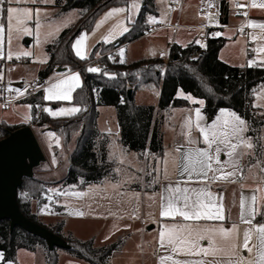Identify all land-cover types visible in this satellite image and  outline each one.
<instances>
[{
	"label": "crops",
	"instance_id": "0c3cea01",
	"mask_svg": "<svg viewBox=\"0 0 264 264\" xmlns=\"http://www.w3.org/2000/svg\"><path fill=\"white\" fill-rule=\"evenodd\" d=\"M143 1V0H142ZM155 1V6L157 10V15L149 14L146 17V24L149 27V30L154 25L165 26L167 24H171L173 27L170 29H163L157 33L147 34L140 39L133 41L132 43L126 44V54L124 53L123 59L124 63L130 64L143 59L150 58H162L165 62L170 59V51L173 45H178L182 48H186L190 44H201L203 37L207 34V27H215L219 26L220 33L216 37H222L226 39V43L224 47L221 49L219 53V58L224 63L235 66V63H232L230 59V54L228 53L229 46L236 40L238 35L242 33L245 36L247 47L251 46L252 49L259 48L261 45H264V39L252 40L251 36L260 37L262 35L261 29L259 28H250L249 32L246 34L244 31L240 32L238 27L245 25V21L236 15V10L234 8V3L232 4L230 0H204V2H209V5H205L202 9L194 10V1L196 0H171V2L167 3V9L164 12L161 8V2L158 0ZM225 1V4L228 6V23L227 25H222L221 17L218 19L215 15L212 16V20H208L202 14V11L205 8H219L221 14V3ZM242 2H250L252 5V0H235ZM176 3L179 5V8L171 11L169 8V4ZM264 3V0H257V4ZM7 6H16V7H28L32 8L34 11L36 9H40L42 12L48 14L47 19L42 20V23L46 26L53 24H59L62 19H64L65 15L69 14V12L62 13L60 7L56 5V0H54L51 4L40 3L39 0L36 4H21V5H5ZM125 7V6H119ZM128 7V6H127ZM142 7V6H141ZM113 8V7H112ZM111 8L104 11V13L98 18L96 23L103 18V16L110 10ZM141 10V9H140ZM128 15V13L122 14L121 19L124 16ZM138 17V16H137ZM150 17H155L157 23L150 24L148 23V19ZM137 19V18H136ZM194 21L195 23H188L187 21ZM79 21V19H78ZM77 21V22H78ZM136 21V20H135ZM134 21V22H135ZM162 21V22H161ZM248 21H253L256 23H264V8L260 7H250V16ZM117 22V18H113L109 20L107 23V27H112ZM134 22H129L128 20H124L125 26L129 29ZM248 23V22H247ZM32 24L35 28V21H29L28 25ZM77 24V23H76ZM75 24V25H76ZM96 25V24H95ZM74 27V26H73ZM63 28V27H62ZM62 28H59V32L53 35H47L46 39H44V46H48L54 43L60 33L63 31ZM96 27L90 32H82L88 34V39L85 41V46L82 51L85 53L86 58L90 57L94 48L98 45L106 46L109 44H116L119 38L123 35H118L116 39L109 43H96L93 42L92 32L95 31ZM176 29V30H175ZM175 30V32H171ZM36 32V31H35ZM80 34V35H81ZM78 35L76 39L80 36ZM22 38V39H21ZM20 39H13L12 43V51H24V46H30L33 43V39L27 41L24 44V41L27 38V35L21 37ZM29 38V37H28ZM75 39V40H76ZM144 41V47H139L140 51L147 55H141L140 57H134L132 52L129 50L131 47L138 43H142ZM75 42V41H74ZM206 47V44H203ZM142 49V50H141ZM8 51L7 40H5V54ZM75 53V52H74ZM257 53L250 58L247 57L244 62L245 66H247L248 61L254 59ZM144 56V57H143ZM264 56V54H263ZM79 58V57H78ZM121 59V58H120ZM50 60V54H48L46 62L44 63V69L46 68L48 62ZM120 63V62H119ZM22 66L26 69L34 68L33 61L31 57H23L20 59H16L13 57L12 60L8 59H0V69L3 70V80L0 81L1 85L4 87H12L24 85V90L27 88V92L30 90L34 94L37 92H42L43 97L47 95L44 91L45 88L49 87L52 83L57 82L58 79L64 77V74L68 73V68L65 71H59L56 69L52 74H50L47 79L43 82H40L37 79L35 82L30 83L27 81L25 77L20 78L19 80H15L10 78V74L14 72V70L18 67ZM241 67V66H240ZM43 69V70H44ZM72 73H79V71H71ZM81 78V86L83 85V77L80 74ZM78 89V88H77ZM76 89V90H77ZM75 90V91H76ZM75 91L72 93L71 100H45L48 104L44 106L48 108L50 104L54 110H58L65 105H70L68 108L77 107L75 105L72 106L70 103L73 100V96ZM257 91H261V86ZM183 92L181 89L177 92V98L183 99L179 96V93ZM147 93V94H146ZM184 93V92H183ZM152 95L157 99V103L152 106L156 107L158 110V102L160 97V88L153 89H144L136 92L135 100L136 104L139 106H149L150 104L146 103V96ZM184 95H190L184 93ZM144 96V97H143ZM191 96V95H190ZM193 99V96H191ZM144 98V99H143ZM186 100V99H185ZM189 102L188 107L183 108H170L165 112H158V117L163 116V125L164 128L166 125H170L172 122V118L176 111H182V109L188 111H194L196 108L200 107L199 104H194L191 101ZM256 96L254 94L253 104L256 103ZM264 103V101H261ZM27 105H31L25 100L18 102L17 104L10 105H2L0 104V127L8 126H31L29 125V121H25L26 116H31V111L29 112ZM205 106V104H204ZM203 106V108H204ZM79 108V107H78ZM262 111L264 109L257 108ZM99 117L97 120V129L98 131L107 136L108 145H107V162L110 165V173L106 176L101 182L87 185L85 187H81L78 185L74 186H65L63 181L66 178L68 171L71 167V159L68 157V166L63 167V164H60L59 161L61 159L56 160L55 163H50L51 170L48 172H44L40 174V179L50 183L55 184L61 182L62 191L58 193V200L55 204L52 205V201L50 205L56 206L57 210L55 212H48L47 207L44 203H39L36 199L32 200V212L38 218H44V221H41L46 227L50 229L56 228L58 225L62 224V234L71 237L73 239L81 240V241H91L93 246L96 249L107 248L112 245H117L116 250L112 253L109 264H114L115 258H128L130 253L133 255H137L138 258L136 261L137 264H159V257L162 255H168L169 251L164 248H160L158 245L159 232L163 229L164 225L171 226H186L192 224H199L201 226H219L223 225L225 228H231L235 223L240 225V231L243 232L246 225L240 224V213H241V195L243 194L245 197H251L253 195V190L257 187L259 180H254L253 176L259 173V169H253L252 172L247 171V166H250L249 157H245L241 163L245 167V175L248 177L244 180H239L237 183H229V182H217L211 185V191L217 194L218 198L220 195L223 197V205H224V214L226 219L224 221L217 220H200V221H184L182 217H176L172 219L170 217H162L161 213V194L164 193L165 186L169 184H174L178 179H181L179 173L176 169V164L173 161L172 157L167 158V175L168 179H163V175L160 174V180L157 183H152L154 176L158 175V173H152L149 175L148 173L152 171L153 168L161 167V165L157 164V160L164 158L165 154L169 151L165 146V131L163 132L164 138V151L162 155H157L150 153L151 155H147L145 159V174H144V153H136L132 151H128L121 143V131L118 124L117 119V111L113 106H100L98 107ZM73 116V115H71ZM32 117V116H31ZM59 117V116H58ZM68 117V116H66ZM213 120V119H212ZM211 120V121H212ZM210 121V122H211ZM173 125V124H171ZM175 125V124H174ZM75 139L68 144V150L74 149L75 147ZM171 151V150H170ZM149 153V152H148ZM155 157L156 159H153ZM224 158V157H222ZM123 161V163H121ZM255 163V162H254ZM58 167H61L58 169ZM116 169H120L119 172ZM143 170V171H141ZM42 175V176H41ZM241 183L244 185L241 187ZM119 185V187H117ZM50 187L55 185H49ZM184 186V185H181ZM193 187L197 185H191ZM84 192L88 193L87 196L79 197L75 195H70L69 193H79ZM120 193H124L125 195H121ZM57 194V193H54ZM133 194H139V201L134 198ZM257 195L264 196V193H259ZM149 197H154L153 199H149ZM77 199L79 201L77 211L83 212V216L72 215L69 217L70 205L63 204L66 199ZM257 207L261 212H264V199L259 200L257 203ZM76 211V212H77ZM69 217V218H68ZM138 217V218H137ZM70 219H73L79 225L76 229L70 226ZM261 219L264 217L257 216L256 222L259 223ZM145 240V247H144ZM202 246H207V241H201ZM152 250L148 252V254H144V251ZM23 249L18 250L16 254L15 262H5V264H30V262L23 261ZM28 255H34L37 259L41 258V262L43 264H47L46 258V250L41 248V246H37L35 251L28 252ZM58 264H90L76 256L70 254L66 250H58ZM245 256L248 254L246 252L243 253ZM31 257V256H30ZM176 259H189V257H185L183 255L175 257ZM198 259V258H197ZM207 259H212V257H207ZM121 260V259H120Z\"/></svg>",
	"mask_w": 264,
	"mask_h": 264
},
{
	"label": "trees",
	"instance_id": "16d2710c",
	"mask_svg": "<svg viewBox=\"0 0 264 264\" xmlns=\"http://www.w3.org/2000/svg\"><path fill=\"white\" fill-rule=\"evenodd\" d=\"M131 1L56 0V5L60 7L62 13L77 9L80 10L81 17L74 27L64 30L54 43L47 46L50 60L46 68L40 72L39 80L43 82L60 67L79 71L83 77V85L75 91L70 103L79 107L81 111L68 117H52L47 112L39 115L36 106L48 104L41 91L30 94L25 102L32 106V125L37 130L47 129L55 133H64L66 145L75 139V147L70 156L71 167L63 181L65 186L85 187L99 183L110 173V165L107 162L108 138L97 129L100 106L116 108L121 143L128 151L136 153L149 150L150 153L162 155L164 118L163 116L158 118L157 114L170 108L190 105L187 100L177 98L179 89L194 98L204 100V113L209 118H214L219 109H230L249 121L252 127L261 126V116L258 113L262 110L253 108L252 105L253 90L264 85V67H234L221 61L219 53L226 43V39L222 37L208 38L204 50L197 44H190L186 48L173 45L167 62L162 58H150L126 64L114 62L106 57L99 73L88 72L86 69L89 67H86V64L93 60V55L101 45L94 48L90 57L82 60L75 55L72 48L76 37L84 31H92L98 18L107 9L127 7ZM149 14L157 15L155 1L143 0L141 10L130 31L117 42L126 45L145 36L149 30L146 24V17ZM221 23L222 25L228 23V6L225 1L221 3ZM114 46L115 44L106 45L104 50L107 53ZM197 53L201 55L197 59H191V56ZM153 88H160L158 110L154 106L137 105L136 92ZM129 90L133 91L131 99L128 97ZM22 127L24 126H2L1 136L5 138L10 132ZM249 134L253 135L252 131ZM47 185V182L37 176L25 178L18 195L22 213L41 225L43 224L32 212V200L36 199L43 203L48 193ZM62 227L60 224L54 229L46 228L70 245L67 252L90 264H109L117 245L96 249L91 241H81L63 235ZM39 244L45 247L47 264H58L57 249L50 251L43 240L19 227L11 232L8 220L0 222V252L4 254V262H15L19 249L35 251Z\"/></svg>",
	"mask_w": 264,
	"mask_h": 264
},
{
	"label": "snow or ice",
	"instance_id": "6c2138e0",
	"mask_svg": "<svg viewBox=\"0 0 264 264\" xmlns=\"http://www.w3.org/2000/svg\"><path fill=\"white\" fill-rule=\"evenodd\" d=\"M37 2L38 0H0V59L12 60L13 57L20 59L21 56H32L29 51H12L13 39L18 40L22 36L33 35V29L28 27V22L33 20L35 21V31L39 33L44 27L42 20L47 19L48 14L40 9L34 11L28 7H6L5 5L36 4ZM39 2L51 4L54 0H39ZM251 6L264 8V3L257 4V0H252ZM139 9L140 4L137 0H133L130 8H111L95 25L96 29H100L109 20L117 18V22L103 37L104 42L108 43L116 36L129 32L130 29L125 26L124 20L134 22V14L138 13ZM125 13L131 14L121 19V15ZM206 18L212 20L211 15ZM148 23H157V20L155 17H150ZM67 26L65 23L64 27ZM49 27H51L50 23ZM247 27L261 29L262 35L260 37L253 35L251 36L252 40L264 39V23L248 21ZM58 30L56 29V31ZM239 31H244L243 25ZM49 34L54 33L50 32ZM87 39L88 34L83 33L72 44L75 55L82 60L86 58L82 49ZM5 40L8 44L7 54H5ZM252 51L258 54V58L249 60L247 66L264 67V56L259 55L264 54V45ZM119 55L121 57L119 62L124 63L123 49L120 50ZM39 62L45 63L46 60ZM244 66L241 65V67ZM86 70L91 73L101 71L97 67H89ZM105 75L108 74L105 73ZM2 80L3 70L0 69V81ZM80 87V74L72 73L69 69L63 78L44 89L47 93L44 99L71 100L72 93ZM3 90L15 93L16 99L27 92V88L21 90L10 86ZM209 91L211 90L209 89ZM253 92L257 102L252 107L264 109V103H261L264 101V85L261 86V91L254 89ZM179 96L194 104H199L200 107L194 110V115L189 114L184 118L179 132L182 141L166 153L164 158L157 160V164L161 167L153 168L148 173L149 175L158 173L154 176L152 183L159 182L160 174L163 175V179H168L167 158L172 157L181 177L174 184L165 186L164 193L161 194L162 210L160 215L172 219L182 217L184 221H224L226 216L222 202L223 197L220 195L218 198L217 194L210 190L211 185L217 182L237 183V178L241 181L247 179L248 177L245 175L246 166L241 163L245 157H257L255 163L247 166V171L252 172L253 169H259V173L253 176L254 180H259V183L253 190L251 197L241 195L240 224L246 225L242 233L240 225L235 223L231 228H225L222 224L219 226L192 224L171 227L164 225L159 232L158 245L160 248L168 250L169 254L160 256L159 264H264V219H261L259 223L256 222L257 216L264 217V212H261L257 207L258 201L264 199V196L257 195L264 193V136L253 139L252 136L248 135L252 130L249 121L234 110L219 109L218 115L211 122H208L201 111L205 104L204 100L193 99L190 95H184L183 92H180ZM26 107L30 112L32 106L27 105ZM43 110L52 117L71 116L81 111L78 107H61L55 111L51 108H44ZM31 118L29 115L24 119L27 121ZM47 136L55 140L57 147L60 146L59 137H56L55 133L48 132ZM146 155L151 154L149 152ZM153 159L156 158L153 157ZM55 162V157H53V163ZM116 171L119 172L120 169H116ZM243 186L241 183L242 188ZM69 194L79 197L88 195L84 192ZM120 194L125 195L124 193ZM133 196L138 202L139 194H133ZM149 199L154 200V197H149ZM70 214L84 215L83 212L79 211ZM201 241H207V246H202ZM244 252L248 255L245 256ZM181 255L189 257V259L175 258ZM207 257H212V259H207ZM0 264H5L2 252H0Z\"/></svg>",
	"mask_w": 264,
	"mask_h": 264
},
{
	"label": "rangeland",
	"instance_id": "374dc122",
	"mask_svg": "<svg viewBox=\"0 0 264 264\" xmlns=\"http://www.w3.org/2000/svg\"><path fill=\"white\" fill-rule=\"evenodd\" d=\"M158 1L161 2V8H162V11L164 12V15H165V10H168L167 9V3L171 2V0H158ZM230 1L232 4L235 2V0H230ZM132 2H133V0L130 2L129 6L126 8H130ZM137 2L140 4V9H141L142 0H137ZM193 4H194V10L197 11L198 9H202L205 5H209V2H204V0H196V1H194ZM140 9H139V12H140ZM139 12L134 14V21L136 20ZM129 14H131V13H128V15ZM80 17H81L80 10H77V9L71 10V12H69V14L65 15L64 19H62L59 24L58 23L53 24V25H51V27L44 25V27L40 30L39 33H36L34 26L32 24H29L28 27L33 29V35H27V38L24 41V44H26L27 41H30V39H33V43L30 46H24L23 49H21V50L29 51L32 53L31 58L33 61L34 68L26 69V68H23L22 66H18L14 70V72H12L10 74V78L15 79V80H19L20 78L25 77L27 79V81H29L30 83H33L37 79H39V74L44 69V65H45L44 63H40L39 61L46 60L47 56L49 54L47 51V46H44V44H43L44 39H46L47 35H50L49 34L50 32L54 33V34H51L54 36L56 33H58L60 31V30L56 31V29L63 27L62 29L64 31L66 29L72 28L73 26H75V24L77 23L78 19H80ZM187 22L188 23H195L194 21H190V20ZM65 23H67V25H68L67 27H64ZM109 29H110V27H107L106 24H104L100 29H95V31L92 32L93 42H96V43L104 42L103 37L108 34ZM175 30H172L171 32H175ZM22 37H24V36H22ZM116 37L114 39H112L110 42L114 41L116 39ZM140 46H141V48H142V46L144 47V41H142V43H138V44H136L130 48L129 57L131 54L130 52H132L134 57H140L141 55H147V54H144L142 51H140V49H139ZM104 47L105 46H101L96 51V53L93 55L92 61L99 60L102 55L106 54ZM255 49H256V47H255ZM124 53L126 54V49H124ZM228 53L231 56L230 59H231L232 63H235L236 67H240L241 65H245L244 62L246 61V59L248 57V47L246 45L245 36L242 33H240L238 35V37L236 38V40L229 46ZM259 55L263 56V54H259ZM257 58H258V54L256 55V57L254 59H257ZM0 85H1V82H0ZM3 89H6V87L0 86V95L5 94L7 92V91H4ZM30 90L28 92L30 94H34ZM146 103L150 104L149 106H152L153 104L157 103V99L154 98V96H152V95H147L146 96ZM68 106H70V105H65L64 107L68 108ZM48 108H51L52 110H54L51 105ZM201 111H202V114L206 117V120L208 122H210L212 119H214L218 115L217 114L214 118H209L204 113V108H202ZM189 114L194 115V111H190V113H188V111L186 112V110H184V109H182V111H176V113L174 114V116L171 120V122H172L171 124H173V125H171V124L166 125L164 128H162V132L165 131V134H166L165 146H166V149L168 151L172 150L179 142L182 141V138L179 136V132L181 131V125L183 123L184 118ZM258 115L261 116V119H260L261 126H259V127L258 126H256V127L251 126V129H252L251 131H252L253 135H250L249 134L250 132L248 133V135L252 136L253 139H256L257 137L264 136V111L259 112ZM59 117H66V116H59ZM158 118H160V117H158ZM32 128H33V130L36 134V137H37V139H38V141H39V143H40V145H41V147L45 153V156H46V161L43 162L38 168L35 169L34 176L40 177L41 173L50 171L51 167H50V163H48V162L49 161L53 162V157H55V161L61 159V161H59V163L63 164V167L68 166V164H69L68 157L71 156L73 149H71V150L67 149L68 145H66L64 142L65 141V134L62 132L61 133H55L54 131H52V130L50 131L47 129H45L44 131H40V130H37L33 125H32ZM48 132H53L56 134V137H59V140H60V146L59 147L56 146L55 140L53 138H50L47 136ZM196 135H199V134L196 133ZM148 152H149V150H146L144 152V174L146 172V170H145V159L147 157L146 153H148ZM249 159H250V163H254L257 161L256 156L249 157ZM60 168L61 167H58V169H60ZM47 184H48L47 185L48 193L46 195V200L43 203L44 204L47 203L46 205H49V207H47L48 212H55V210H57V207L52 206L53 204L50 205V202L52 201V197H53L54 193H57V194L61 193L62 185H60L61 182H58L55 184H50L47 182ZM49 185H55V186L50 187ZM22 196H27V194H24ZM62 203L66 204V205H70V207H69L70 212H68L69 213L68 215H69V217H71L72 214H70V213H75L77 211L79 201L77 199L69 198V200L66 199ZM38 220L40 222L41 221L46 222L44 220V218H38ZM70 220H71L70 226H72L76 229H79L78 228L79 225L77 224V222L73 219H70ZM38 246H41V248L45 249V247L41 244H39ZM145 246L146 245H145V240H144V247ZM19 250H21V249H19ZM23 250L24 251L22 253L23 254L22 258H23V261L25 263L30 262V264H43L41 262V258L37 259V257H35L34 255H30L31 256L30 257L27 253V251L29 252V250H26V249H23ZM57 250H61V249H57ZM151 251L150 250H148L147 252L144 251V254L147 255L148 252H151ZM30 252H32V251H30ZM152 253H153V251H152ZM137 258H138L137 255H133L132 253H130L128 258L116 257L115 261H113V262H114V264H137V262H136V261H138ZM64 264H66V263H64Z\"/></svg>",
	"mask_w": 264,
	"mask_h": 264
},
{
	"label": "water",
	"instance_id": "95a60500",
	"mask_svg": "<svg viewBox=\"0 0 264 264\" xmlns=\"http://www.w3.org/2000/svg\"><path fill=\"white\" fill-rule=\"evenodd\" d=\"M65 71L66 68H58ZM14 88H24V85ZM132 90L128 97L132 98ZM46 161L45 153L31 126L12 131L0 140V222L8 220L11 232L19 227L28 234L43 240L48 249L68 250L70 245L45 226L28 219L20 210L19 190L25 178H32L34 171Z\"/></svg>",
	"mask_w": 264,
	"mask_h": 264
},
{
	"label": "built area",
	"instance_id": "2783aa9c",
	"mask_svg": "<svg viewBox=\"0 0 264 264\" xmlns=\"http://www.w3.org/2000/svg\"><path fill=\"white\" fill-rule=\"evenodd\" d=\"M250 7L251 4L250 2H242V1H236L234 2V8L236 10V15L238 17H240L241 19H243L245 21V25L244 26V32L247 34L250 30L249 27H247V22L250 16ZM169 8L171 9V11H174L175 9L179 8V5L176 3H171L169 4ZM246 13V14H245ZM202 14L204 16H208V15H215L218 19L221 17L220 14V10L219 8H205L202 11ZM173 26L171 24H167L165 26H161V25H154L150 28V30L148 31V34H153V33H157L163 29H170ZM241 26L238 27V29H240ZM220 27L219 26H215V27H207V34L203 37L202 39V43L198 44V46L201 47L202 50H204L206 47L202 46L203 44H206L207 39L210 37H216L217 33H220ZM121 49H125V45H121L118 42L115 44L114 48L107 52L106 54L102 55L101 58L99 60L96 61H90L89 63L86 64V67H97L99 69L103 68V59L106 57H109L111 60H113L114 62H118L120 61V50ZM253 49L251 48V46L248 47V56L250 58H252L255 55V52L252 51ZM201 54L197 53V54H193L191 56V59H197ZM15 93L12 92H6L5 94L0 95V104L2 105H10L13 106L15 104H17L20 101L25 100L30 93H25L22 97H20L19 99L15 98ZM45 107L44 106H36L37 112L38 114H44L46 113L43 109ZM32 124V121H29V125ZM2 136L0 133V140H2ZM59 196L58 194H54L52 197V204H55V202L58 200Z\"/></svg>",
	"mask_w": 264,
	"mask_h": 264
}]
</instances>
